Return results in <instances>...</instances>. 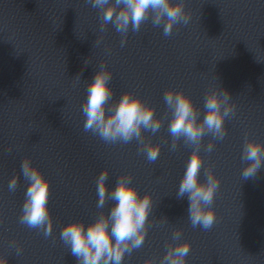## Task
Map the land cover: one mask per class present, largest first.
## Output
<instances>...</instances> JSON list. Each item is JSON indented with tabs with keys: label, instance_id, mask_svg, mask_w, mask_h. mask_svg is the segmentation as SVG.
<instances>
[{
	"label": "water",
	"instance_id": "1",
	"mask_svg": "<svg viewBox=\"0 0 264 264\" xmlns=\"http://www.w3.org/2000/svg\"><path fill=\"white\" fill-rule=\"evenodd\" d=\"M183 2L191 13L187 25L165 37L149 21L121 47L111 24L99 31L100 13L86 0H0V256L8 264H78L60 232L69 222L87 226L110 211L114 201L97 208V177L105 168L109 190L131 173L140 195L153 200L144 244L122 264H159L169 243L185 240L191 244L186 264H264V165L255 178L241 176L245 134L264 144V0ZM101 63L112 72L113 101L131 91L163 118L157 133L144 132L146 141L160 145L155 162L135 140L109 145L84 131L81 106ZM219 86L237 110L225 121L224 140L209 153L212 137L205 136L200 149L204 168L220 178L216 223L203 230L188 220L187 196H176L192 146L181 140L170 150L172 113L165 116L163 96L170 88L183 90L203 119L206 93ZM25 157L50 182L53 232L47 238L19 223L28 186ZM13 176L18 187L10 192ZM175 229L182 230L180 241H172Z\"/></svg>",
	"mask_w": 264,
	"mask_h": 264
},
{
	"label": "clouds",
	"instance_id": "2",
	"mask_svg": "<svg viewBox=\"0 0 264 264\" xmlns=\"http://www.w3.org/2000/svg\"><path fill=\"white\" fill-rule=\"evenodd\" d=\"M92 8L100 13L99 31L104 33L109 24L121 36V47L128 39L129 32L139 33L142 26L151 22L154 28H161L165 37H170L174 27L187 25L191 13L186 12L183 0H86ZM102 40L98 38L95 44ZM259 62V61H258ZM89 61H85L87 65ZM80 79L79 75L76 76ZM112 72L105 63L87 86V98L81 106L85 117L84 131L98 136L109 145L129 144L135 140L139 152L149 162L159 158L160 145L146 141L145 131L157 133L162 126V117H157L154 106L142 100L131 91L122 94L118 101H113L110 87ZM163 100L167 111L172 113L168 125L171 137L170 150L176 151L181 140L192 146L190 158L176 192L178 199L187 196L189 201L188 220L193 228L210 230L216 223L213 203L220 187V178L204 168L200 149L205 136L210 135L205 151L211 153L215 141H222L227 135L225 121L236 116L237 106L230 94L219 87L208 90L205 96V115L200 119V111L191 97L183 90L167 89ZM241 160L245 163L242 179L255 178L264 165V144L249 139L245 134ZM205 179L201 182V170ZM23 177L28 181L25 199L19 216V223L29 229L41 230L45 238L53 232V219L48 203L50 199V182L31 159L25 157L21 164ZM108 169L97 177V208L103 209L109 201L115 203L105 214L100 211L93 222L85 225L81 221L67 223L60 232V240L68 247L78 264H122L125 254L129 256L134 250L143 246L149 225V215L153 209L150 193L140 195L132 183V174H121L116 185L108 189ZM18 187V177L13 176L8 184L10 192ZM165 218V222H166ZM182 230L175 229L172 241H180ZM16 247L20 255L22 247ZM191 250L189 241L169 243L165 255L159 264H186V257ZM0 264H8L7 257L0 256ZM146 264H154L149 259Z\"/></svg>",
	"mask_w": 264,
	"mask_h": 264
}]
</instances>
